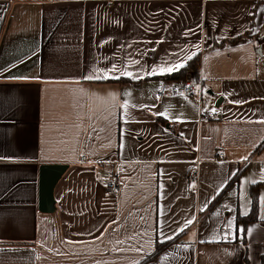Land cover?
I'll use <instances>...</instances> for the list:
<instances>
[{
    "label": "crops",
    "instance_id": "0c3cea01",
    "mask_svg": "<svg viewBox=\"0 0 264 264\" xmlns=\"http://www.w3.org/2000/svg\"><path fill=\"white\" fill-rule=\"evenodd\" d=\"M260 34L264 0H0V264H262ZM44 165H68L51 214Z\"/></svg>",
    "mask_w": 264,
    "mask_h": 264
},
{
    "label": "trees",
    "instance_id": "16d2710c",
    "mask_svg": "<svg viewBox=\"0 0 264 264\" xmlns=\"http://www.w3.org/2000/svg\"><path fill=\"white\" fill-rule=\"evenodd\" d=\"M252 31L247 32L244 35H241L233 40H230L229 43L233 44L238 40L245 39V38H251L252 37ZM199 69H200V56H196L193 59H191L186 66H184L180 71L177 73L171 75V79L173 80H178V81H184L187 79V74L189 72H193L195 75V80H198L199 77ZM251 193V198H252V207H251V212L247 216H241L239 215L237 218V224H238V236H241L242 242L245 244L246 243V238H245V231L246 228L252 224L259 222V185H253L250 189ZM240 227H242V232L240 233ZM166 244H158L156 246V251L154 252L156 255ZM247 260V257H246ZM262 264H264V257L262 258Z\"/></svg>",
    "mask_w": 264,
    "mask_h": 264
},
{
    "label": "built area",
    "instance_id": "2783aa9c",
    "mask_svg": "<svg viewBox=\"0 0 264 264\" xmlns=\"http://www.w3.org/2000/svg\"><path fill=\"white\" fill-rule=\"evenodd\" d=\"M201 82H196V81H184L181 84H179L178 86H174L173 90L177 93V94H182L185 96H189L192 97L194 96V93L197 89V87H200ZM169 90V87L167 85H163L160 92H159V96L163 97L167 94ZM201 120L203 121H209L211 120V116L207 113V112H202L201 114ZM224 157L223 153H220L218 155V157L216 158V160L221 161ZM81 162L82 163H87V158L84 156L81 158ZM199 164V161L197 162ZM118 163H115L114 168L112 171H110L107 175L106 181H105V189L107 191V193L111 196H118L120 194L121 191V184L119 181V177L118 174L116 172V167H117ZM260 167L264 168V161H261L260 163ZM198 180V173H192L190 175V181L191 182H197Z\"/></svg>",
    "mask_w": 264,
    "mask_h": 264
},
{
    "label": "water",
    "instance_id": "95a60500",
    "mask_svg": "<svg viewBox=\"0 0 264 264\" xmlns=\"http://www.w3.org/2000/svg\"><path fill=\"white\" fill-rule=\"evenodd\" d=\"M68 165H44L40 172L39 210L51 214L56 211L54 189L67 171Z\"/></svg>",
    "mask_w": 264,
    "mask_h": 264
},
{
    "label": "rangeland",
    "instance_id": "374dc122",
    "mask_svg": "<svg viewBox=\"0 0 264 264\" xmlns=\"http://www.w3.org/2000/svg\"><path fill=\"white\" fill-rule=\"evenodd\" d=\"M259 41L256 43V45H259L258 47H259V49H262V47H261V45H263L264 44V37H263V35L262 34H260V36H259Z\"/></svg>",
    "mask_w": 264,
    "mask_h": 264
},
{
    "label": "snow or ice",
    "instance_id": "6c2138e0",
    "mask_svg": "<svg viewBox=\"0 0 264 264\" xmlns=\"http://www.w3.org/2000/svg\"><path fill=\"white\" fill-rule=\"evenodd\" d=\"M180 67H182V65H179V64H177V65H175V69L176 70H178ZM173 69H169L168 71L169 72H171ZM155 71V70H154Z\"/></svg>",
    "mask_w": 264,
    "mask_h": 264
}]
</instances>
